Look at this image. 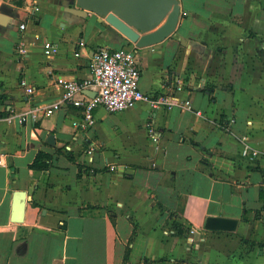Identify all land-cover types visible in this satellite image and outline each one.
Listing matches in <instances>:
<instances>
[{
	"label": "crops",
	"instance_id": "crops-1",
	"mask_svg": "<svg viewBox=\"0 0 264 264\" xmlns=\"http://www.w3.org/2000/svg\"><path fill=\"white\" fill-rule=\"evenodd\" d=\"M178 1L176 31L138 49L93 13L73 23L64 0H0V264H264V0ZM100 48L132 51L143 93L194 112L99 107L88 131L73 106L47 116L57 79L90 80ZM245 141L257 157L242 156ZM39 152L47 171L30 168ZM209 217L237 230L208 231Z\"/></svg>",
	"mask_w": 264,
	"mask_h": 264
},
{
	"label": "built area",
	"instance_id": "built-area-1",
	"mask_svg": "<svg viewBox=\"0 0 264 264\" xmlns=\"http://www.w3.org/2000/svg\"><path fill=\"white\" fill-rule=\"evenodd\" d=\"M20 29H26V24L20 25ZM45 55L53 59L59 53V46L46 43L44 45ZM92 78L84 82L68 81L59 77L56 85L62 90L60 101L53 103L45 113L47 116L59 111L63 105L73 106L82 110L83 116L76 120L72 125L81 131H88L96 125L95 110L103 107L108 113H119L135 108L138 104L145 103L153 111H171L180 107L186 111H193L189 101L178 102L176 98L167 95H149L140 89L141 71L139 69L135 54L127 49L109 50L100 48L94 53L91 65ZM26 81L22 86L26 87ZM181 90L180 87L177 88ZM92 90L96 96L91 98L84 95V91ZM26 92L33 94V88L27 87ZM201 116V112H195ZM25 117L21 122H25ZM148 135L152 142L159 147L160 134L154 128L148 129ZM259 155L250 142L245 141L242 148L244 158H255ZM115 170V168H112Z\"/></svg>",
	"mask_w": 264,
	"mask_h": 264
},
{
	"label": "water",
	"instance_id": "water-1",
	"mask_svg": "<svg viewBox=\"0 0 264 264\" xmlns=\"http://www.w3.org/2000/svg\"><path fill=\"white\" fill-rule=\"evenodd\" d=\"M64 7L74 11L73 23L87 20L88 13L97 15L104 24L105 33L112 38L123 36L138 49L162 44L177 29L181 17L178 0H64ZM155 30V31H154ZM94 98L96 93H86ZM54 136L49 137L53 142ZM12 221L23 223L27 196L17 192ZM239 221L222 217H209L205 229L211 232H235Z\"/></svg>",
	"mask_w": 264,
	"mask_h": 264
},
{
	"label": "trees",
	"instance_id": "trees-1",
	"mask_svg": "<svg viewBox=\"0 0 264 264\" xmlns=\"http://www.w3.org/2000/svg\"><path fill=\"white\" fill-rule=\"evenodd\" d=\"M51 159V155L45 152H39L30 168L37 171H47L50 167L49 162L51 161ZM173 227L179 234H182L184 232L180 225H174Z\"/></svg>",
	"mask_w": 264,
	"mask_h": 264
}]
</instances>
